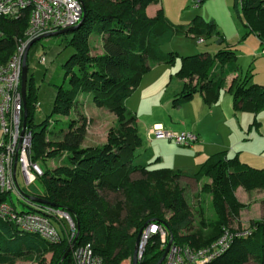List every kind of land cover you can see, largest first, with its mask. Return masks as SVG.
I'll return each mask as SVG.
<instances>
[{
    "label": "trees",
    "instance_id": "trees-1",
    "mask_svg": "<svg viewBox=\"0 0 264 264\" xmlns=\"http://www.w3.org/2000/svg\"><path fill=\"white\" fill-rule=\"evenodd\" d=\"M81 1L86 17L70 32L68 43L75 52L65 63L69 82L67 86L58 85L53 112L70 115L77 108L80 94L87 92L98 106L117 115V124L109 131L107 141L95 146L83 145L90 123L83 114L53 124L46 121L36 129L32 108L35 96L32 89L27 90V120L33 130L32 161L38 163L54 156L61 163L54 169L43 168V174L36 179L40 182L36 190L22 188L23 196L16 197L26 209L19 208L13 194L1 190L0 203L9 201L21 212L36 211L38 206L66 210L75 222L76 235L79 230L74 246L92 242L103 264H122L130 258L140 230L151 222L163 224L173 242L194 247L211 244L226 230L236 233L230 225L239 218L242 205L236 201L235 192L241 186L264 188V168L248 165L238 156L229 157L226 151L208 157L196 173L138 164L136 158L142 145L138 115L126 103L155 65H174L178 61L177 75L184 81V89L175 95L173 104L188 102L198 91L206 102H216L228 77L238 72L236 45H223L225 37L216 31V41L221 45L216 52L182 55L165 50L164 45L178 35H210L213 20L207 22L196 15L191 23H174L161 15L162 8L156 16H148L147 7L160 0ZM236 4L241 6L244 23L263 48L264 0H236ZM27 15L25 9L15 17L0 16V52H14L27 29ZM91 34L101 35L102 53L91 54ZM232 88L236 111L256 114L264 109L263 84L250 83L248 76L237 77ZM206 176L211 181L203 184L202 191L212 194L214 214L205 226L194 230V214L183 180L192 178L198 182ZM27 195L55 205L33 201ZM61 228V240L49 242L0 218V264L41 260L49 251L54 252L53 264H75L72 252L65 256L72 243L66 229ZM250 232L236 236L209 264H264V219L255 220ZM164 251L155 236L139 264H157Z\"/></svg>",
    "mask_w": 264,
    "mask_h": 264
},
{
    "label": "rangeland",
    "instance_id": "rangeland-1",
    "mask_svg": "<svg viewBox=\"0 0 264 264\" xmlns=\"http://www.w3.org/2000/svg\"><path fill=\"white\" fill-rule=\"evenodd\" d=\"M197 1H200L199 6H195ZM159 8H162L161 15L174 23H191L196 15H201L207 22L211 20L215 22V26L211 29L210 35H178L171 42L164 45L165 50H175L182 55H190L204 50L216 52L221 47L216 41L215 32L219 31L220 34L225 37L223 45L232 44L237 47V54L239 56V69L237 74L239 75V79H244L248 76L250 83L258 82L264 85V54L261 51L262 46L257 35L251 33L244 23L241 17V6L238 5L237 7L236 0H160L158 4H152L148 10H146L148 16H156ZM70 37V32L49 36L35 42L29 49L27 58V90L32 89L33 96H35V103L32 106L33 127L39 129L41 124L46 121L53 124L54 122L65 121L72 116L83 114L90 121L83 145H100L107 141L109 131L117 124V115L110 112L105 107L98 106L96 102L92 100L90 93L84 92L80 94L77 108L75 111L72 110L70 115L55 114L53 112L58 85L65 84L67 86L69 82V76L66 75L67 67L65 63L71 54L75 52L74 46L68 43ZM200 37L204 38L203 42H199ZM89 40L91 42L92 55L103 52L101 35L91 34ZM11 53L12 50L11 52L9 50L0 52V65L6 63L12 55ZM43 55L46 56V62L41 61ZM73 68H76L75 64H73ZM162 73H164V71H162ZM164 74L166 76V72ZM162 75L163 74L160 72V76ZM165 87L166 85H161V88ZM142 90L140 91V95L144 93V95H146L144 99L140 95L136 96V98L131 99L129 106L131 107L134 102H137V105L133 107L138 108V110H136L138 114V123L139 120H141L142 123L140 129L141 131L144 129L147 131L148 125L146 126L143 123L149 121L151 116L149 110L150 105L157 103L163 105L164 102L166 103V92L172 89H163L159 91L157 87L156 91H153L154 89L150 92L149 90ZM141 133L144 137L143 144L145 149H142L143 153L139 155V160L144 161L148 165L155 164V157L162 153L164 156L166 155V151L169 150H166V147H152L150 144H153V140L162 139L150 136L144 131ZM1 140L2 131L0 130V144ZM173 142L174 141H172V144L175 145ZM157 144H161V142L158 141ZM154 149H156V152L153 153ZM148 158H150V160H148ZM151 159L154 163H151ZM38 163L44 169H54L61 163V160L57 157L54 158V156H50L46 157L44 160H39ZM193 167L194 168L188 166L187 168H192L188 170V172L195 173L199 170L198 165ZM18 173L19 181L27 191L36 190L40 187L39 180L31 185H26L21 171L18 170ZM206 181H211V178L206 176L198 182L192 178H184L183 180L186 188V198L194 214V230H199L201 227L205 226L207 220L214 214L211 204L212 194L202 191V186ZM235 197L236 201L241 204L242 207L240 208L239 218L230 225L231 229H236L238 231L248 230L253 226L255 220L264 219V188L246 189L241 186L235 192ZM14 198L16 204L20 205L19 208H27L22 202L20 203L19 200H17L16 195ZM67 237L71 244L72 241L70 236ZM53 253V251L45 253L41 260L31 261L20 259L12 264H53ZM128 259L129 258L126 259L127 261L124 260L125 262L123 261V264H128ZM248 264L257 263L255 261H250Z\"/></svg>",
    "mask_w": 264,
    "mask_h": 264
},
{
    "label": "built area",
    "instance_id": "built-area-1",
    "mask_svg": "<svg viewBox=\"0 0 264 264\" xmlns=\"http://www.w3.org/2000/svg\"><path fill=\"white\" fill-rule=\"evenodd\" d=\"M25 9L29 23L24 36L17 41L15 50L6 63L0 65V190L17 197L23 196L24 188L19 181L18 170L26 185L33 184L43 174L41 165L31 158L33 130L28 126V120L23 125L22 72L27 47L41 34L79 24L84 14L81 0H0V16L15 17ZM203 41V38L199 39V42ZM261 51L264 54V46ZM41 61L46 62L45 55L41 57ZM149 135L172 140L183 146H193L198 141V135L192 131H172L163 126H155ZM37 208L36 211L21 212L12 203L5 201L0 203V218L11 220L22 231L36 233L49 242L61 240L60 230L63 227L73 243L76 226L69 212L54 206ZM250 233V228L237 230L236 233L226 230L211 244L201 247L173 242L161 264H209L230 246L236 236H247ZM155 236L159 237L161 248L166 249L170 238L165 226L151 222L141 231L138 264L144 257L148 243ZM71 252L75 264H103V259L94 250L92 242L73 246ZM132 258L133 255L128 259V264H132Z\"/></svg>",
    "mask_w": 264,
    "mask_h": 264
},
{
    "label": "crops",
    "instance_id": "crops-1",
    "mask_svg": "<svg viewBox=\"0 0 264 264\" xmlns=\"http://www.w3.org/2000/svg\"><path fill=\"white\" fill-rule=\"evenodd\" d=\"M149 7L150 5L147 10ZM178 65H180L179 61L174 65L164 63L155 65L143 76L139 87L126 101L128 107L136 112L138 108L133 106L137 105V102H134L131 107L129 103L131 99L140 95L142 89L149 90V92L153 89L156 91L157 87L159 91L172 89L166 92V103L150 105L151 116L149 121L143 123L148 125L147 131L145 129L141 131L142 123L139 120L138 128L142 138L139 155L143 153L142 149H145L144 137L141 132L149 134L155 126H163L172 131H192L198 135V141L193 146H183L175 142L173 145L172 141L167 139H155L150 145L155 148L166 147V150H169L166 151V155L163 156L162 153L155 157V164L152 165L140 161L139 155L136 162L153 168L168 167L188 172L195 165L200 168V165L211 155L226 151L229 157L238 156L242 162L248 165L264 168V109L256 114L235 110L233 88L231 89V87L234 80L239 78L237 72L228 77L226 86L221 90L216 102H206L202 92L198 91L188 102L176 106L173 104V99L177 93L184 89V81L177 75ZM162 71L166 72V76ZM160 72L165 78L163 75L160 76ZM163 84L166 85L165 88H161ZM140 96L144 99L146 95L143 93ZM158 141L161 144H157ZM154 152L156 149L153 150ZM154 161L151 159V163ZM188 166H192V168H187Z\"/></svg>",
    "mask_w": 264,
    "mask_h": 264
},
{
    "label": "water",
    "instance_id": "water-1",
    "mask_svg": "<svg viewBox=\"0 0 264 264\" xmlns=\"http://www.w3.org/2000/svg\"><path fill=\"white\" fill-rule=\"evenodd\" d=\"M86 17V10L84 8V15H83V19L82 21L75 25V26H72V27H68V28H65V29H61V30H58V31H54V32H48V33H44V34H41L40 36H38L37 38L33 39L28 47H27V52H26V55L24 57V64H23V72H22V93H23V97H24V116H23V125L25 126L26 125V122H27V117H28V113H27V106H26V98H27V81H28V63H27V58H28V52H29V49L30 47L32 46V44H34L35 42L41 40V39H44L46 37H49V36H55V35H60V34H65V33H69V32H72L74 31L75 29H77L81 23L83 22V20L85 19ZM17 166V159H16V163H15V167ZM27 197L33 201H36V202H40V203H49V204H52V205H55V203H51L49 201H47L46 199H43V198H40V197H34L32 195H27ZM149 223L145 224L143 226L146 227ZM142 228V229H143ZM142 229L140 230V233L138 235V238L136 240V244H135V248H134V253H133V258H132V264H138V248H139V243H140V235H141V231ZM78 234H79V230H77V235L75 237V239L73 240V243L72 245L68 248L67 252L65 253V256H67L73 246L76 244L77 242V238H78ZM173 243V237L171 236L169 242H168V245L162 255V257L160 258V260L157 262V264H161L163 262V260L165 259L169 249H170V246L172 245ZM64 256V257H65Z\"/></svg>",
    "mask_w": 264,
    "mask_h": 264
}]
</instances>
